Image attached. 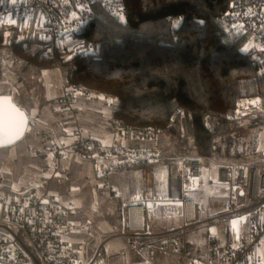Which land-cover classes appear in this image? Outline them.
Returning <instances> with one entry per match:
<instances>
[{
  "label": "trees",
  "instance_id": "16d2710c",
  "mask_svg": "<svg viewBox=\"0 0 264 264\" xmlns=\"http://www.w3.org/2000/svg\"><path fill=\"white\" fill-rule=\"evenodd\" d=\"M10 1L0 0V4ZM122 3L123 16H113L97 4L96 16L80 32L59 38L46 39L35 29L26 30L24 20L4 24L0 26V52L8 49L24 73L39 76L58 69L67 87L83 84L117 95L118 109L111 112L110 121L117 135L120 125L167 127V133L157 141L132 139L127 150L133 154L125 167L158 161L169 166L184 157L239 165L237 161L246 159L247 154H256L264 120L255 116L237 121L236 116L247 104L264 112V50L252 62L248 50L243 51L251 46L249 34L226 31L232 0ZM67 37L81 46L71 51L63 41ZM90 45L93 53L77 51ZM2 58L0 54V64ZM14 101L31 114L32 100L27 106ZM51 101L66 107L63 95ZM98 102L108 107L106 100ZM38 129L34 124L29 132L35 137ZM39 134L44 155V144L50 138L42 131ZM168 136L173 137L172 147L167 146ZM173 174L165 181L170 196L180 194L182 186L181 176ZM112 199L118 210L115 234L122 225L124 199ZM167 229L164 224L151 225L153 233ZM154 240L141 237L131 243Z\"/></svg>",
  "mask_w": 264,
  "mask_h": 264
},
{
  "label": "built area",
  "instance_id": "2783aa9c",
  "mask_svg": "<svg viewBox=\"0 0 264 264\" xmlns=\"http://www.w3.org/2000/svg\"><path fill=\"white\" fill-rule=\"evenodd\" d=\"M97 4L113 16L124 14L122 0H11L0 4V26L37 17L44 38H59L80 32L82 26L96 16ZM228 18L226 31L249 34L251 46L247 56L256 62L264 50V0H232ZM93 50L90 45L77 51L93 53ZM62 95L70 110L81 98L92 102L106 100L112 113L118 109L117 95L83 84L68 86ZM254 107L245 105L236 120L255 116L264 120V112ZM117 132L118 136L127 134L137 141H157L167 133V127L120 125ZM45 149L51 153L53 176L67 173L64 161L68 155H79L92 162L97 179L114 197L119 195V190L113 185V175H126L131 197L123 204V229L118 235L127 239L149 237L157 240L124 250L123 254L133 253L131 264H159V253L177 257L180 264H264V167L226 163L216 166V182L228 187L224 213L216 219L248 221L249 236L241 235L236 246L222 248L219 236L210 234L201 260L190 251L187 228L203 221L201 204L188 197L201 187L205 169L202 160L184 157L179 161L181 193L169 197L161 186L160 170L155 163L144 167L123 166L133 153L121 147L119 140L108 146L91 137L78 123L73 128L70 142H54ZM239 190L243 191L241 202L238 201ZM152 202L179 206L183 224L175 230L150 234L148 205ZM73 214L74 208L61 203L49 188L15 196L0 192V224L7 225L12 231L0 228V263L109 264V256L102 248L87 261L79 258L72 236L86 228L72 218Z\"/></svg>",
  "mask_w": 264,
  "mask_h": 264
},
{
  "label": "rangeland",
  "instance_id": "374dc122",
  "mask_svg": "<svg viewBox=\"0 0 264 264\" xmlns=\"http://www.w3.org/2000/svg\"><path fill=\"white\" fill-rule=\"evenodd\" d=\"M31 19L32 20H25L23 22L24 28L31 31L28 29L29 21L31 25L34 24V26L40 28L38 18L33 17ZM36 33L38 36L41 35V32ZM63 41L69 46L71 51H75L81 46V43L74 38L67 37ZM0 54L3 56L0 64V72L2 73V75L0 74V91H9L16 85L19 91L20 101L23 105H29L34 98L38 99V101H42L43 97L46 96V92L41 89L39 90L42 84L40 80L36 79L35 75L31 73H24L21 64L13 59L8 49L5 48L1 50ZM244 125H246V123H244ZM38 130H40L39 133L41 131L45 133V131L41 129ZM39 133L37 138L42 137V134ZM30 134L28 130L26 136L15 145L8 148H0V192L10 189V186L16 189L17 193L30 191L32 189L41 190L49 188L58 196L61 203L68 204L70 202L73 205L74 214L72 218L77 223L83 224L86 228L85 231H80V234L78 233V236L83 239V242L81 239V243L77 244L80 259L87 261L102 248L109 256V264H131V262H134L132 252L127 254L122 253L124 250L131 249L135 245V243H131L134 238L127 239L118 235L123 229V223L120 225L119 233L113 234V231L117 228L115 224L118 222L116 203L108 198L109 192L107 190L102 192L99 191L100 187L98 182H96L97 180L93 177L89 162L79 155H68L65 158V162L71 167L70 173L54 177L53 170L50 166L52 158L50 154L43 155V145L40 143L42 139L36 140L35 137ZM246 137H249V135H246ZM258 138L259 145L256 154L249 153L246 159L237 162H241L240 164L246 163L243 165L264 167V128L260 131ZM168 144L172 147V136H168L167 146ZM179 161H181V159L169 166L159 161L155 162L160 170V182L165 194V181L168 177L172 176L173 172V176H175V174L180 175V167H178ZM203 165L205 168L207 167V175L205 178L210 180L211 174L217 166V162L205 161ZM203 181L204 177L199 190L190 195L191 199L199 201L201 204L203 221L187 228V238L191 240V237H193L192 235L197 234L199 238L197 244H200L202 240L204 241V239H207L208 235L217 234L221 242H224L226 240V233L228 232L231 236L233 245H237V233L234 230L232 231L231 228L233 225L238 226L240 223L231 222V220H229V222H224L216 219V217L223 212L222 203H220L223 202V200L216 199L215 201L218 202H214L211 205L212 197L209 201L210 194H208L211 184L206 189L205 185H203ZM122 184L124 187L123 199H125L129 196L126 175L122 176ZM215 191L216 194L220 196L225 194L221 189ZM167 196L171 197L170 195ZM175 205L176 204L170 206L154 205L152 208V223L155 222V224L159 226L164 224V227L167 228L173 227L171 230L178 229L179 226L183 224V219L180 214L181 208ZM212 217L216 220L209 222V219ZM240 236L241 234L239 237ZM158 258L160 263L180 264L179 259L172 255L159 253Z\"/></svg>",
  "mask_w": 264,
  "mask_h": 264
},
{
  "label": "crops",
  "instance_id": "0c3cea01",
  "mask_svg": "<svg viewBox=\"0 0 264 264\" xmlns=\"http://www.w3.org/2000/svg\"><path fill=\"white\" fill-rule=\"evenodd\" d=\"M25 20H32V19L28 18ZM18 21H15V22L17 23ZM28 23H29L28 29H30V30L35 29L37 32H41V26L40 25H39L40 28H37L36 26H34V24L31 25L30 21ZM0 74L2 75L1 72H0ZM35 77H36V79H39L40 82L42 83L39 90L41 89L42 91L46 92V96L43 97L42 101L41 100L38 101V99L34 98L32 100V102L30 103L31 104L30 105L31 106V114H29V116H30L29 130L35 124V125H37V128L40 127L39 129L45 131L46 138L47 137L50 138V139H48V142L44 144L45 148L54 142H70L72 140L73 128L77 123L82 125V127L88 132V134L91 137L96 138L98 140H101L104 144H106L108 146H111L116 140H119L121 147L125 146L126 149L129 147V143L132 141V138H130L129 135L123 134L120 137L116 134L115 126L110 122L111 117H112V113L106 104H104L103 102H92V101L86 100L85 98H81L79 100L78 105L73 110H70L67 107H64L63 105L61 106L59 104H54L51 101V99L57 98L60 95H62L67 88V86H65V81H64V78L61 74V71L58 69L46 70V71H43L39 76L35 75ZM0 94H11L13 96V98H15L19 103H21L19 91L16 88V85H14V87L12 89H10L9 91H4V92L0 91ZM21 105H23V104L21 103ZM23 106H26V105H23ZM71 113H73L75 117ZM36 119H38V120H36ZM95 131H98V132H95ZM35 139L38 140L40 138H37V136L35 135ZM36 143H38V142H36ZM47 154H50V156H51V153H49L48 151H47ZM85 160L88 161L89 164L91 165L93 177H94V179L97 180L96 182H98L99 187L102 188L103 191L107 190L101 185L99 179H97L96 173H95V168H94V165L92 164V162L90 160H87V159H85ZM64 163L67 167V173H65L64 175H67L70 173L71 167H69L65 161H64ZM178 167H180V166H178ZM179 172H180V168H179ZM206 175H207L206 169H204L203 185H205V188L207 189L208 186L211 184V187L208 191V194H210L209 201L212 197L211 205L214 202H218V201H215L216 199H221V200H223V202H220V203H222V208H223V205L227 201V197H228V194H227L228 187L226 185L219 184L216 182L215 170L212 172L210 180L208 178H205ZM54 177H56V176H54ZM112 180H113V185L119 190V195L114 197L110 194V192L108 190L107 191L109 192L108 198L111 199L115 203V201L112 198H116L119 196L123 197L124 187L122 184V176L113 175ZM128 188H129V186H128ZM220 189L225 192V194L223 196L216 194L215 190H220ZM1 192L6 194L7 196H15L17 194L23 193V192L17 193L16 189H13L12 186H10V189L3 190ZM24 192H27V191H24ZM239 193L241 196H240L238 201L241 202V201H243V191L239 190ZM130 197L131 196H130V191H129V196L124 199V201L121 205V216L123 215L122 214L123 204L128 202ZM63 204H67V203H63ZM68 204L72 205L70 202ZM154 205L168 206L169 204L152 202L148 205V210H149L150 219H151L150 224H149L150 225V234L153 233V232H151V224H152V219H153L152 218V215H153V209L152 208ZM72 207H73V205H72ZM223 213H224V209H223V212H221L218 216L222 215ZM122 219H123V216H122ZM213 219H214L213 217L210 218L209 222L213 221ZM237 223H240V224L238 226L233 225L231 229H232V231L234 230L237 233V243H238V238H239L240 234L241 235L245 234L246 236H249V223H248V221H245V220H241L240 222H237ZM171 229H173V227L168 228L167 230L162 231V232H157V234L167 232ZM78 233L80 234V232H76L73 234L72 243H73L77 253L79 254V249H77L78 248L77 244L81 243L80 240L82 239V237H79ZM192 236L193 237H191V240L188 239V241L190 243V245H189L190 251L198 259L203 260L204 257H201V256L206 251L208 237H207V239H204V241L202 240L203 243L200 242V244H197L198 243L197 241L199 239L197 234H194ZM82 242H83V239H82ZM220 242H221V240H220ZM221 245H222V248H226L228 246H234L232 241H231V236L228 232L226 233V240L224 242H221ZM235 246H236V244H235ZM159 263H160V260H159Z\"/></svg>",
  "mask_w": 264,
  "mask_h": 264
},
{
  "label": "snow or ice",
  "instance_id": "6c2138e0",
  "mask_svg": "<svg viewBox=\"0 0 264 264\" xmlns=\"http://www.w3.org/2000/svg\"><path fill=\"white\" fill-rule=\"evenodd\" d=\"M247 50V47L243 49V51ZM101 98L103 99V97ZM257 102L258 101H251V103ZM4 103L5 108L3 112L0 113V121H2L3 123L6 136L10 137L9 139H5L4 143L9 144L23 134L26 119L24 113L20 112L19 109H16L14 106H12L7 99H5Z\"/></svg>",
  "mask_w": 264,
  "mask_h": 264
},
{
  "label": "water",
  "instance_id": "95a60500",
  "mask_svg": "<svg viewBox=\"0 0 264 264\" xmlns=\"http://www.w3.org/2000/svg\"><path fill=\"white\" fill-rule=\"evenodd\" d=\"M5 99H7L9 101V103L12 106H14L16 109H19L20 112L24 113L26 123L24 126L23 134L21 136H19L17 139L13 140L12 143L5 144L4 140L9 139L10 137L6 136L5 131H4V127H3V123H2V121H0V148L11 147V146L15 145L17 142L21 141L26 136V134L29 130V126H30V116H29L28 112L25 109H23L21 106H19L14 101V98L11 94H0V113H2L4 108H5V103H4ZM0 228L6 229L12 233L11 229L7 225L0 224Z\"/></svg>",
  "mask_w": 264,
  "mask_h": 264
},
{
  "label": "bare ground",
  "instance_id": "6f19581e",
  "mask_svg": "<svg viewBox=\"0 0 264 264\" xmlns=\"http://www.w3.org/2000/svg\"><path fill=\"white\" fill-rule=\"evenodd\" d=\"M147 192H149V191H147Z\"/></svg>",
  "mask_w": 264,
  "mask_h": 264
}]
</instances>
